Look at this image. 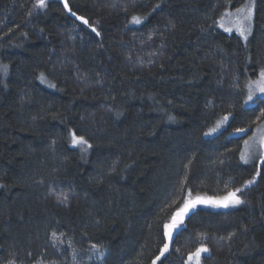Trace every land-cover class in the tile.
I'll list each match as a JSON object with an SVG mask.
<instances>
[{
	"label": "trees",
	"instance_id": "16d2710c",
	"mask_svg": "<svg viewBox=\"0 0 264 264\" xmlns=\"http://www.w3.org/2000/svg\"><path fill=\"white\" fill-rule=\"evenodd\" d=\"M36 1L0 0V264H152L166 242L156 264L201 245L205 264H264V156L241 159L264 121V97L245 104L264 68V0L248 42L218 26L246 0H68L99 35L61 0ZM253 177L244 203L199 204L168 241L189 191L219 198Z\"/></svg>",
	"mask_w": 264,
	"mask_h": 264
},
{
	"label": "snow or ice",
	"instance_id": "6c2138e0",
	"mask_svg": "<svg viewBox=\"0 0 264 264\" xmlns=\"http://www.w3.org/2000/svg\"><path fill=\"white\" fill-rule=\"evenodd\" d=\"M61 3L63 4L64 9L67 10L68 13H70L73 17H75L77 20L82 21L83 24L88 25L89 28L93 32L96 33V35H99V32L96 31L94 27H92L91 24H89L88 20L85 19L83 16H77V14L72 10L71 7H69L68 0H61ZM255 6V0H251V2L247 5V11L243 15V20L247 21L248 24L247 26H244L241 24L238 28L237 31L239 32L240 36L243 37L245 41L248 39V35L251 32V19H252V10ZM34 7H38L40 9H46L48 7V0H37L36 4ZM156 8H159V4L153 8V11L156 10ZM124 11H127V8H124ZM237 11H240L239 9ZM31 11L29 12V15H31ZM142 17L133 15L131 17L130 23L134 24H141L142 23ZM223 27V25H220ZM226 31L231 32V28L225 29ZM151 38V37H149ZM0 72H3L5 76H7L8 73V66L7 65H0ZM40 79L41 81H45L46 77L43 73L40 74ZM252 84H255L256 87L255 89L252 87ZM8 85L4 83V87H7ZM51 87H55V85H50ZM255 91H259L260 93H264V68L260 70L259 73V79L257 81H253L249 85V92H248V97L247 100L245 101V104L247 105L249 102L253 101V95ZM119 115V113H117ZM261 116H264V112H261ZM259 119V117H258ZM228 121V116H224L221 119V123H227ZM219 127V124L217 125ZM214 131V130H213ZM246 129L243 128H237L236 132L237 133H244L246 132ZM210 133H205V135H209ZM70 142L72 145L80 146L83 151H87V149L91 148L92 145L89 143L87 139H85L84 135H77L75 132L70 133ZM248 141H245V144H247ZM241 159L244 160L245 163L248 162V158L242 154ZM114 171V169H113ZM260 173L257 172L256 176H259ZM256 181V177H253L252 179H249L248 181L245 182L243 188H236L234 191H228L226 195L219 197V198H204L199 195H197L195 198L192 197L191 191L188 192L186 201L183 204V206L171 217V223L164 225V228L166 229L165 236L167 237L168 241H171L173 238V232L178 229V225L183 223V218L189 213L191 209L196 208L197 205L199 204H210L216 207H224L227 208L229 206H236L244 203L245 201L241 198L238 193H242L245 189H247L249 186L253 185ZM0 187H3V185H0ZM50 195L54 196L56 199L57 204L60 205H67L68 203V196L67 194H60L57 195L54 191L49 193ZM63 235V234H61ZM52 239L58 240L59 237L57 236V233L53 231L51 233ZM203 238V236L201 237ZM62 243V241H61ZM55 246V245H54ZM94 249H97L98 252H100V249L97 247V245H92ZM169 251V243H164L163 248L160 250V254L155 257L154 260H152V264H156L157 261L161 259L162 256L165 255L166 252ZM176 252H179V248L175 249ZM210 253V249L206 246L201 245L200 247L196 248L195 252L190 254L188 256V261H193L195 260V264H201L202 260V254ZM100 259H104V255L101 252L100 254ZM8 264H16V261L14 259L9 260ZM37 264H44V260L41 259L40 261L37 262ZM51 264H56L55 261H52Z\"/></svg>",
	"mask_w": 264,
	"mask_h": 264
},
{
	"label": "rangeland",
	"instance_id": "374dc122",
	"mask_svg": "<svg viewBox=\"0 0 264 264\" xmlns=\"http://www.w3.org/2000/svg\"><path fill=\"white\" fill-rule=\"evenodd\" d=\"M37 2V1H36ZM251 2V0H246L241 6H239L238 8L235 9H231L225 12V14H223V16L219 19L218 21V26L225 32L229 33V34H237L240 36L239 32L237 31V28L243 24L244 26H247L248 22L243 20V15L244 13L247 11V5ZM256 7H257V0H255V6L252 10V19H251V32L248 35V39L247 41H245L243 39L242 36H240L242 38L243 41L248 42L249 39L251 38L253 31H254V25H255V15H256ZM38 8V7H37ZM40 9V8H39ZM240 11H237V10ZM223 25V27H221L220 25ZM227 28H231L232 31H226L225 29ZM259 79V76H257V78L251 79V81H249V84L247 86V95L245 98V101L247 100L248 97V92H249V85L253 82V81H257ZM252 87L255 89L256 85L252 84ZM264 97V93H260L259 91H255L254 95H253V101L249 102L247 104V106L253 105V103H255V101L258 98H262ZM229 120V119H228ZM228 122V121H227ZM219 127H215L212 131L213 132H208L210 133L209 135H213L215 133H217L218 131H221L223 128L226 127L227 123H221V120L218 122ZM217 124V125H218ZM240 134V133H237ZM245 141H248L247 144H245ZM244 141V146H243V151L242 154L245 155L248 158V162H251L257 158L263 157L264 156V121L255 128V130L245 139ZM244 161V160H243ZM183 222H184V218H183ZM184 224H180L178 225V229L181 228ZM177 229V230H178ZM175 230L173 232L174 233L177 231ZM209 253L206 254H202V260H201V264H205L204 262V257L206 255H208ZM187 264H195V260L193 261H188L187 260Z\"/></svg>",
	"mask_w": 264,
	"mask_h": 264
}]
</instances>
